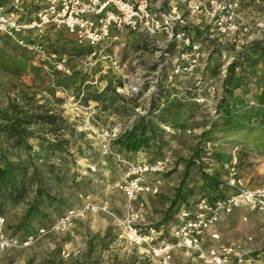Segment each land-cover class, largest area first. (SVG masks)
<instances>
[{
	"label": "rangeland",
	"instance_id": "374dc122",
	"mask_svg": "<svg viewBox=\"0 0 264 264\" xmlns=\"http://www.w3.org/2000/svg\"><path fill=\"white\" fill-rule=\"evenodd\" d=\"M163 6H167L166 0ZM241 11L251 41H264V1L243 0ZM183 14L193 37L209 53L204 74L215 77L221 90L212 104L187 103L177 124L160 120L145 107L159 86L166 91L161 105H167L192 95L189 88L194 82L169 78L165 58L149 37L123 33L119 40H109L89 51L66 32L49 31L47 48L65 60L67 69L49 75L31 53L0 35V48L23 66L18 78L0 71V113L11 97L19 95L20 88L28 86L37 103L60 113L71 128L58 131L67 141L51 149L55 134L47 125L34 122L35 134L28 139L31 148L27 153L13 148L0 134V165L9 159L19 167L9 183L0 184L3 228L8 234L36 235L27 247L1 252L0 264L157 263L145 257L141 248L129 244L111 218L101 212L87 211L65 231L53 229L68 209L84 206L80 195H89L94 202L108 199L116 213L125 211V196L115 187L125 173L120 159L154 161L169 155L165 171L145 178L152 183L159 181V192L140 197L145 207L149 206L152 226L162 227L165 237L170 236L182 205L202 196L213 199L233 192L227 185L233 161L247 185H264V104L257 100L264 87V61L259 60L242 87L224 92L222 78L229 59L223 52L234 55V45L210 31L205 21L201 20L199 29L197 17L187 11ZM226 115L242 127L229 135L210 132L212 121ZM131 129L147 139L139 152L120 145ZM224 224L220 227L224 242L220 243H238L233 239L247 235L246 240L260 248L256 258L264 264V215L236 209ZM42 228L46 232L38 234ZM64 251L70 256L64 257ZM175 261L196 263L182 250Z\"/></svg>",
	"mask_w": 264,
	"mask_h": 264
},
{
	"label": "built area",
	"instance_id": "2783aa9c",
	"mask_svg": "<svg viewBox=\"0 0 264 264\" xmlns=\"http://www.w3.org/2000/svg\"><path fill=\"white\" fill-rule=\"evenodd\" d=\"M0 3V35L17 47L31 53L45 72H67L65 60L47 48L49 31H64L78 46L95 48L109 40H119L123 33L147 36L159 47L169 68V78L192 79L191 100L199 105L214 103L221 88L215 77L206 76L208 51L195 39L183 14L187 11L201 20L216 35L228 38L236 51L251 42L249 26L241 11L243 0H6ZM223 57L232 60L233 55ZM133 89L135 87L132 86ZM182 89V86L179 87ZM212 112V111H211ZM125 173L115 183L123 193L126 208L116 213L108 199L98 202L89 195L84 206L68 209L53 226L56 232L65 231L70 223L83 217L87 211L108 215L119 228L125 240L143 250L158 264H177L178 250L195 257L198 264H243L241 247L236 242L220 243L221 224L230 220L236 209L253 211L264 215V185L249 186L239 175L235 161L228 168L227 185L233 192L210 199L199 197L194 203L182 205L177 212V222L170 236L165 237L148 223L142 194L159 192V181L145 180L148 174L166 170L170 157L154 161H131L120 159ZM91 170L94 168L91 167ZM246 220V215H243ZM0 217V253L11 248L27 247L36 235L18 236L8 234ZM40 229L38 234H44ZM206 238L213 244H204ZM64 251V257L70 256Z\"/></svg>",
	"mask_w": 264,
	"mask_h": 264
},
{
	"label": "trees",
	"instance_id": "16d2710c",
	"mask_svg": "<svg viewBox=\"0 0 264 264\" xmlns=\"http://www.w3.org/2000/svg\"><path fill=\"white\" fill-rule=\"evenodd\" d=\"M88 50L91 51V47H88ZM259 60L264 61V41H251L242 50L237 51L225 68V75L222 78L223 91L231 93L233 89L242 87ZM247 67L251 71H247ZM0 71L18 78L23 72V66L0 48ZM165 92L160 86L156 88L155 94L150 96L145 108L147 112H155L160 120L177 124L184 114L185 105L192 102L191 95L188 96L189 98L182 97L170 104L161 105L160 100ZM257 100L264 104V87L257 95ZM34 122L47 125L49 130L55 134L54 141H51L49 148L61 147L67 141L62 138V134L58 131L62 128L70 130V124L60 113L54 112L47 105L37 103L35 92L32 91L31 87L25 86L19 89L18 96L8 100V106L0 113V134H3L11 142L13 148H19L27 153L31 148L28 139L35 134L32 127ZM241 127L238 122L233 123L229 115H226L220 121H212L209 129L210 132L223 131L224 135H229ZM135 129H131L129 133L124 135V139H120V145L128 150L138 149L147 143L145 137L132 133ZM144 130L141 129V132ZM18 169V165L7 159L3 167L0 165V184L9 183L10 175Z\"/></svg>",
	"mask_w": 264,
	"mask_h": 264
},
{
	"label": "crops",
	"instance_id": "0c3cea01",
	"mask_svg": "<svg viewBox=\"0 0 264 264\" xmlns=\"http://www.w3.org/2000/svg\"><path fill=\"white\" fill-rule=\"evenodd\" d=\"M141 149V147L140 148H138V149H134L133 151L134 152H139V150ZM146 149V148H145ZM130 151V150H129ZM141 156H143V155H141ZM146 210H147V219H148V223L150 224V225H152V223H153V221L150 219V217H148L149 216V214H150V210H149V206L147 205L146 206ZM232 220V219H231ZM222 225L224 226L225 224L224 223H222L221 224V229L223 228L222 227ZM157 229L162 233V235H163V229H162V227H157ZM220 229V241L221 242H224V240H223V235H224V229H223V232H222V230ZM241 234V233H240ZM243 234V233H242ZM164 236V235H163ZM246 237H247V235H245ZM244 236H242V235H240V236H238V237H236V238H234L233 240H236V241H238V243H239V245H240V247H241V254L243 255V259H244V264H259V262H261V260L259 261V259H257L256 257L258 256V252L260 251V248L256 245V243L254 244V243H252V242H248L247 240H246V237H244ZM214 243V241L213 240H211L210 238H206V240H205V243L204 244H213ZM184 254H186L185 252H184ZM143 255L145 256V257H149L150 258V256L149 255H147L146 253H143ZM186 256H188L187 254H186ZM191 260H193L194 262H196L195 264H198L197 263V261H196V259H195V257H193V258H191V256H188ZM188 260V259H187ZM148 261V260H147ZM156 262V261H155ZM155 264H158V263H155Z\"/></svg>",
	"mask_w": 264,
	"mask_h": 264
}]
</instances>
